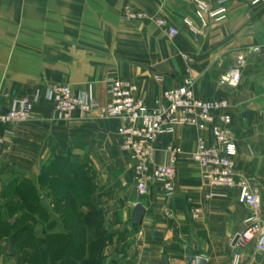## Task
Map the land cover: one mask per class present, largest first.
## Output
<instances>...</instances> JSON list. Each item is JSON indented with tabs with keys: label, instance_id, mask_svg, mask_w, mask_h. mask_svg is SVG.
Masks as SVG:
<instances>
[{
	"label": "crops",
	"instance_id": "0c3cea01",
	"mask_svg": "<svg viewBox=\"0 0 264 264\" xmlns=\"http://www.w3.org/2000/svg\"><path fill=\"white\" fill-rule=\"evenodd\" d=\"M255 1L231 0L228 19L211 24L195 41L182 24L185 18L195 21L190 0H0V112L19 99L34 101L30 122L0 127L7 141L0 192L7 179L36 189L45 168L65 159L75 172L90 177L94 208L111 232L101 264H196L198 258L206 264H264L255 242L240 239L252 211L239 202V191L210 188L191 159L199 136L214 144L209 132L179 128L160 137L159 164L167 161L168 145L184 151L176 166V190L167 196L152 185L140 197L132 162L122 149L120 123L101 118L98 111L61 120L49 100L55 85H67L81 96L92 87L104 107L110 101L109 82L119 79L133 81L137 98L152 107L164 91L192 78L198 97L230 104L237 171L258 190L264 223V56L247 57L237 88L220 82L239 53L264 49V0ZM126 8L144 19H126ZM156 20L168 22L178 36L170 38ZM210 192L217 195L208 199ZM138 204L146 212L133 225ZM196 208L202 214L193 219ZM4 246L0 264H28Z\"/></svg>",
	"mask_w": 264,
	"mask_h": 264
},
{
	"label": "built area",
	"instance_id": "2783aa9c",
	"mask_svg": "<svg viewBox=\"0 0 264 264\" xmlns=\"http://www.w3.org/2000/svg\"><path fill=\"white\" fill-rule=\"evenodd\" d=\"M231 0H190L194 19L185 18L183 26L195 41L211 24L223 23L229 16ZM262 0H256V5ZM125 18L144 19L143 14L125 9ZM155 24L168 31L170 38L179 32L165 20H156ZM264 56V49L252 47L239 53L235 65L221 79V84L237 88L242 80V70L247 57ZM107 92L109 103L101 107L88 88L85 95H77L67 85H55L49 91V100L53 106L55 118L70 120L74 113L90 115L96 111L101 118L117 120L120 123L118 133L122 137V149L132 162L135 175V188L140 197L148 195L152 185H158L167 195L176 190L177 163L184 154L181 147L170 144L165 148L166 163L157 162L158 139L174 135L179 128H196L209 132L214 144L203 137L197 139L196 149L191 159L202 170V179L212 189L239 191V202L250 208L252 215L246 221V230L240 239L246 243L255 242L256 250L264 255V223L260 220L261 198L248 180L237 171V145L233 139V117L229 112L230 104L226 100H205L198 97L195 81L186 78L182 86L164 91L162 100L149 107L137 98L138 88L133 81L115 79L109 82ZM34 101L30 98L19 99L7 112H0V127L28 123L33 119ZM7 134L9 132L7 131ZM7 141L0 136V166L3 164ZM217 194L210 192L206 197L212 199ZM202 209L192 211V218L198 219ZM239 257H235V263Z\"/></svg>",
	"mask_w": 264,
	"mask_h": 264
},
{
	"label": "rangeland",
	"instance_id": "374dc122",
	"mask_svg": "<svg viewBox=\"0 0 264 264\" xmlns=\"http://www.w3.org/2000/svg\"><path fill=\"white\" fill-rule=\"evenodd\" d=\"M51 167H57V164H53L47 170L53 171L54 169H51ZM54 172L55 174H46V177L41 179L36 189L33 188L31 183L21 182L20 179H17L15 183H10V179H7V182L3 183L0 192V247L6 245L4 247H9L10 251L21 255L23 260H25L27 254H30L33 257L30 258L29 264H33V260L37 259L36 261L40 262L42 258L44 259L41 255H43V252H45L49 246L47 242H41V240L57 236L58 233H60V235L64 234L65 236L70 235L72 239H74L72 236L76 235L74 239V241H76V246L80 247L82 245L81 249L84 254L87 252L85 250V243L94 241L97 233L102 234L104 231L106 234L102 235L104 249L107 242L110 240H108V238L111 232L108 231V227L100 226L94 235H91L85 230L83 225L81 226V224L78 223L79 213H87L88 211V199L81 194L72 196V193L70 194L69 192L66 194L62 193L61 190L57 188L58 183L71 185L73 180L64 176L62 177L59 173L56 174V171ZM20 182L23 185L22 188L18 187ZM80 185L86 186L84 181L82 184L80 183ZM18 188L19 190L17 191L16 189ZM42 192L45 194H42ZM94 198L95 195L93 196V199ZM63 203H65V205ZM36 205L40 206L37 212L33 209ZM33 211L36 213H32ZM63 215H65V218H63ZM53 222L58 223L59 227L55 226L51 228ZM41 223L44 224V226H41ZM27 229L28 232L34 231L35 239H38V241H35L31 245L23 240L16 243L10 241L15 233L18 231L25 232ZM49 244L51 245V243ZM56 244L57 243H52L49 252H46L47 255H50L56 249ZM85 259H88L87 256ZM66 264H68V262Z\"/></svg>",
	"mask_w": 264,
	"mask_h": 264
},
{
	"label": "trees",
	"instance_id": "16d2710c",
	"mask_svg": "<svg viewBox=\"0 0 264 264\" xmlns=\"http://www.w3.org/2000/svg\"><path fill=\"white\" fill-rule=\"evenodd\" d=\"M53 164H57V167L59 168L51 167V169H54L53 171L47 170ZM71 166L65 159H59L51 163L47 168H45L46 172L44 174H55L54 171H56V174L59 173L62 175V177L64 176L73 180L71 185H63L58 183L57 188L59 189L60 187L61 192L64 194H66L67 192H69L70 194L72 193V196H77L81 194L83 197H86L88 199L89 204L87 205H89V210L87 213H79L80 215L78 223L81 224V226L83 225L87 232H89L91 235H94L97 229H99L100 226H103L101 223V213L94 208L93 196L95 187L92 181L90 180V177L85 176L84 173L80 172L79 170L78 172H75V170H73ZM83 181L85 182L86 186L80 185V183L82 184ZM16 190L18 191L19 188ZM33 209L37 212L39 211L40 206L36 205ZM34 211L32 213H36ZM64 216L65 215H63V218H65ZM54 225H56V223L53 222L51 228L55 227ZM20 234L24 235L22 240L28 243L29 245L33 244L35 241H38V239H35L34 231L28 232V229L25 232L18 231L13 235V237L15 235ZM26 234L29 235L28 238L26 237ZM103 234L106 235L104 231L102 232V234L97 233L94 241L85 243V250L87 251L85 254L81 249L82 245L80 247L76 246V241H74V239L76 238L75 234V236H72L74 239H72L70 235L65 236L64 234H61L60 236H52L49 239L41 240V242H47L49 247L47 250H45V252H43V255H41L42 257H44V259L42 258V261L40 262H37V259L33 260V264H57L58 262H60V264H66L67 262L68 264H101L103 260L104 251V241L102 239ZM63 236H65V238H62ZM109 239L110 237L108 238V240ZM49 243H51V245L52 243H57V247L50 255H47L46 252L48 253L49 248H51V245ZM86 256L88 258L87 260L85 259ZM31 257L33 256H31L30 254H27L25 256V261L28 264L30 263Z\"/></svg>",
	"mask_w": 264,
	"mask_h": 264
},
{
	"label": "water",
	"instance_id": "95a60500",
	"mask_svg": "<svg viewBox=\"0 0 264 264\" xmlns=\"http://www.w3.org/2000/svg\"><path fill=\"white\" fill-rule=\"evenodd\" d=\"M145 208L143 205L138 204L135 208V216L133 220V225H139L145 215ZM196 264H206V260L204 258L195 259Z\"/></svg>",
	"mask_w": 264,
	"mask_h": 264
}]
</instances>
